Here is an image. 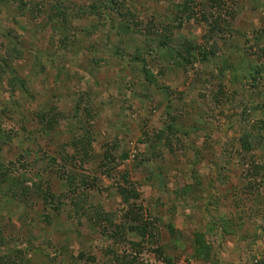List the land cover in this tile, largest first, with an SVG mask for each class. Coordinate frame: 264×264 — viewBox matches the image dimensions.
<instances>
[{"label": "rangeland", "instance_id": "374dc122", "mask_svg": "<svg viewBox=\"0 0 264 264\" xmlns=\"http://www.w3.org/2000/svg\"><path fill=\"white\" fill-rule=\"evenodd\" d=\"M261 121L264 0H0V264H264ZM122 172L154 236L131 228Z\"/></svg>", "mask_w": 264, "mask_h": 264}, {"label": "trees", "instance_id": "16d2710c", "mask_svg": "<svg viewBox=\"0 0 264 264\" xmlns=\"http://www.w3.org/2000/svg\"><path fill=\"white\" fill-rule=\"evenodd\" d=\"M56 7H57V11H59L61 14H70V16H72L71 12H68V10H70L69 7L65 8V9H60L61 8L60 3H57ZM161 43L164 46H167L166 40H164L163 42L161 41ZM199 48H200V49H198V50H200L199 53L202 54V59L205 60L206 54L208 53L210 55L211 52H210V50L207 51V48H208L207 45H205V46L200 45ZM186 50H187L188 55L191 57L185 56L184 57L185 62H190L191 58H194V59L197 58V56H194L195 54L193 55L191 53L190 48H188ZM212 53H213V51H212ZM132 60L135 61L136 63L142 62V68H141V72L143 74L142 80L144 79L145 81L149 82L150 84H153V83L157 84V82H158L156 79L157 75L155 72H153L151 70L150 61L147 59V57L143 53L142 54L137 53L135 55V58H133ZM130 62H132V61H130ZM253 80H255L254 77H253ZM131 85H134V84H131ZM261 123H262V127H260V130L264 129V122L261 121ZM58 125H60L59 118L54 116L48 120V126L49 127H56ZM178 130L179 129H177L174 126L173 120H172V121L167 123V129H162V130L157 131L156 138L159 140V142L164 143L165 146L171 147L173 144H176L177 141L181 137V134L178 132ZM50 133L51 132H49L48 134H50ZM251 137H253V131L247 130L246 132H244V134L240 138L241 143L243 145V148L246 151H251L253 148V143H252ZM257 138H258L259 142H262V140H264V134L260 133V138L258 136H257ZM74 144L78 150L77 152L81 153V155L92 154V147H90V146H92V143L90 142V131L87 130L83 135L77 137ZM261 144H259V145H261ZM111 156L112 155L110 153L105 155L106 158H110ZM125 156H127V154ZM257 167H258V165H257ZM260 167L264 168V163L261 164ZM1 168H0V180L4 182L5 179L7 180L6 176L8 174H7V171H3V169H1ZM106 172H107V170H106ZM104 173H105V170H104ZM109 174H110V172L106 173V175H109ZM120 174H121L122 182H120L118 184V191H119L120 195H122L123 199L127 202L128 206H129L128 216L131 218L132 221H134L132 223L134 225H132L131 228L137 229L135 231L140 233V235L143 236V238H145L148 235L154 236L153 232L150 230L151 221L142 218V215L140 214V212L137 211V209H140V207H137L136 203H134V200L139 197V193H138L137 188L134 187V183L130 179V177L128 176V173L122 172ZM195 178L197 179V184H198L200 179H201V176H197ZM186 187H191V186H186ZM135 208H136V210L134 211ZM117 227H119V226L117 225L116 228ZM116 228H115V230H116ZM115 230H113L112 236L117 237L118 233L116 234ZM200 237H201L202 242L197 241V250H198L199 256H203L206 253H208L207 251H210V249L209 250L207 249L206 242L204 240V236L200 235ZM133 244H134V246H137V247H135V249H136V251H138L139 248L143 245V242L142 241L134 242ZM156 250L158 252L162 253L161 250H159V249H156ZM130 258L131 259H129L127 261L123 260V261H125L124 264H137V263H135L137 257L134 254H131ZM262 262L264 263V261H261V263Z\"/></svg>", "mask_w": 264, "mask_h": 264}, {"label": "built area", "instance_id": "2783aa9c", "mask_svg": "<svg viewBox=\"0 0 264 264\" xmlns=\"http://www.w3.org/2000/svg\"><path fill=\"white\" fill-rule=\"evenodd\" d=\"M139 257L144 264H164L162 262H158L156 259H150L149 255L146 252L139 253Z\"/></svg>", "mask_w": 264, "mask_h": 264}]
</instances>
